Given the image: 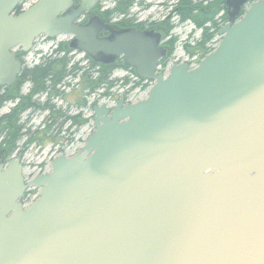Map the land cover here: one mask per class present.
I'll list each match as a JSON object with an SVG mask.
<instances>
[{"label": "water", "instance_id": "1", "mask_svg": "<svg viewBox=\"0 0 264 264\" xmlns=\"http://www.w3.org/2000/svg\"><path fill=\"white\" fill-rule=\"evenodd\" d=\"M27 1L0 0V86L42 35L153 85L93 104L95 130L48 173L26 182L21 159L2 158L0 264H264V0H225L216 50L166 72L162 33L115 27L100 0Z\"/></svg>", "mask_w": 264, "mask_h": 264}, {"label": "rangeland", "instance_id": "2", "mask_svg": "<svg viewBox=\"0 0 264 264\" xmlns=\"http://www.w3.org/2000/svg\"><path fill=\"white\" fill-rule=\"evenodd\" d=\"M34 1L35 0H30L28 5ZM192 1L195 4V9L193 10L191 18L186 20H181L179 14L175 12L178 0H135V3L129 9L126 16L116 15L111 21L116 22L121 18H125L132 19L133 24L136 22L153 23L149 26L150 28L154 26L163 28L164 25L167 26L166 28L172 27L168 34L175 40V47L170 51L169 56L164 59L166 61V66L181 62L194 65L204 58L205 51L214 49L220 43L222 37L218 34V30L228 22V18L225 0ZM114 2L115 0H100L99 12L107 8H112ZM147 4H149V6H147ZM192 17L197 19V21L203 20L207 28L210 27L208 33L213 31L210 19L213 18L217 22V30L214 32L215 35L206 42L204 46L205 50L201 49V44L199 47H194L196 42L202 39L201 34L205 30L203 29L201 31ZM204 18L206 19L204 20ZM133 24H131V26H134ZM71 38L70 35H60L51 39H42L40 37L36 43L34 42V46L30 52L26 54L20 53V59L23 62L22 68L32 67L40 63L43 57L56 58L54 50L60 46V44H67ZM18 50L19 48L16 49V52ZM61 54L63 53L61 52ZM59 56L60 54L57 55V57ZM68 56L71 59V63H77L80 66L88 65L85 64L86 57L82 52H69ZM166 66H161L159 70L164 71ZM112 78L118 79V81L116 85L105 94H102V90H100L94 95H86L77 77L69 78L61 85L60 90L64 92V96L54 98L52 103L63 112L66 110L67 115L70 116H76L79 112H82V118L86 120V123L78 129L74 128L65 132L63 134L65 137L61 144H53L51 142L50 136H53L55 132L43 131V127L46 124L44 120L47 111L44 109H27L20 114L18 124L23 126L21 131L25 133V135L17 141L16 148L4 158V161L7 162L12 157L20 158L24 167L23 175L25 181L28 182L37 174L48 173L51 169V161L53 158L60 154L72 156L84 145L85 139L95 129L92 126L91 120V106L93 103L105 104L107 107L111 108L122 98L125 102H137L147 97L148 92H146V89L150 83L145 84L144 82L137 81L135 71H132L129 67H117L112 73ZM125 79L128 80L127 83H125ZM30 90L31 84L29 82L24 83L19 91V96H26L29 94ZM83 95H86L84 97L86 105H84L85 107L82 111L80 108L75 107V105L69 106L70 102L76 101L78 97H82ZM33 98L38 105H43L46 100V95L36 94ZM18 103L19 99L7 102L0 110V115L8 112ZM68 126L69 122L64 124L63 129L65 130ZM30 138L32 141L27 144ZM1 142L2 137H0V145ZM1 160L2 155L0 154V161ZM38 193L39 190L31 186L28 189L29 200L35 199Z\"/></svg>", "mask_w": 264, "mask_h": 264}, {"label": "trees", "instance_id": "3", "mask_svg": "<svg viewBox=\"0 0 264 264\" xmlns=\"http://www.w3.org/2000/svg\"><path fill=\"white\" fill-rule=\"evenodd\" d=\"M77 3V2H76ZM135 3V0H115L114 6L112 8H107L99 12L100 6L96 7V12L101 14V17L106 21H111L116 15L126 16L129 9ZM176 7V12L179 14L181 20H186L191 18L193 14V10L195 9V4L192 0H178ZM194 19V17H192ZM84 18L83 20H85ZM197 24V27H202L204 25V21H197L194 19ZM117 24V28H126L132 27L133 24L132 19L121 18L120 20L115 22ZM211 27L213 29L212 32L208 33L207 28L203 32L201 49L205 50V44L208 40H210L215 34L214 32L217 30V22L211 18L210 19ZM172 27L166 29L167 33ZM56 58L52 57H43L40 63L32 66V67H24L21 70L20 75L17 78L16 83L11 87H2L0 86V109L7 102L16 100L21 98L22 101H29L31 97L36 94H45V95H58L60 94V90H56V86L61 84V82H65V80L73 77H77L82 84V90H102V94L108 92L113 86L116 85L118 79L112 78V73L114 69L117 67L128 68L124 64L121 65H105V64H88L87 66H80L77 63H71L70 57L68 56L71 49L69 47V43L60 44L55 50ZM61 52L63 54H61ZM208 51H205L207 54ZM57 57V55H59ZM204 54V55H205ZM90 59L88 56H86ZM91 60V59H90ZM161 65L163 67L166 66V61L162 60ZM132 71H134L132 69ZM26 82L31 84V90L29 94L22 97L19 96V91L22 85ZM128 80L125 79V83ZM126 85V84H124ZM22 101L11 109V112L5 115H0V137H2V142L0 145V154L2 158H5L16 148L17 141L25 135L22 133L23 126L18 124V119L20 114L25 111L28 106L21 107ZM83 105H86L85 99L83 100ZM41 109H46L48 106L46 103L43 105H39ZM57 113L64 114L60 109H58ZM32 141L30 138L27 142L29 144Z\"/></svg>", "mask_w": 264, "mask_h": 264}, {"label": "flooded vegetation", "instance_id": "4", "mask_svg": "<svg viewBox=\"0 0 264 264\" xmlns=\"http://www.w3.org/2000/svg\"><path fill=\"white\" fill-rule=\"evenodd\" d=\"M147 6H149V4H147ZM177 10L175 9V12ZM99 14V13H98ZM226 14H227V18H228V13H227V9H226ZM101 16V14H99ZM102 18V17H101ZM103 19V18H102ZM206 18H204L205 20ZM104 20V19H103ZM109 23L113 24L115 27H117V24L114 22V21H109ZM153 23H146V22H136L134 23L132 27H135L137 29H141V30H144V29H154L155 31H159L162 33V40H161V45L163 47H165L168 52L170 53V51H172V49L175 47V40L172 38V36H170L167 31H166V27L167 26H163V28L159 27V26H154V27H149L151 26ZM201 31L204 29H207V25L204 24L202 27H200ZM204 32V31H203ZM202 33V32H201ZM107 33L106 32H103L101 33V36H105ZM168 34V35H167ZM203 36V33L201 34V37ZM43 39H49L47 37H44ZM202 39L198 40L196 42V44L194 45V47H199L200 46V43H201ZM37 41H35L36 43ZM188 47V46H186ZM20 48L19 50L17 51V54L18 56H20ZM73 53V52H72ZM86 57V55H85ZM99 64V63H96L94 62L93 60H90L86 57L85 59V64ZM121 64H124V61L122 58H118L115 62L111 63V64H107V65H121ZM131 69V68H129ZM66 81V80H65ZM65 82H61V84L57 85L56 86V90H60V87L62 84H64ZM17 85V83H16ZM4 87V86H2ZM21 89V88H20ZM98 90H86V95H94ZM60 94L58 95H46V100L44 103L47 104V108L44 109L45 111H47V115L45 117V126L43 127V131H46V132H50V131H53L55 132V134L53 136H50V139H51V142L53 144H61L62 141H63V138L65 137L63 134L67 131H70L71 129H78L79 127L83 126L85 123H86V120L84 118H82V112H79V114H77L76 116H70V115H67V112L66 110L62 113H64L63 115L62 114H58L57 111H58V108H56L55 104L52 103V100L54 98H59V97H63L64 96V92H62L60 90ZM85 95V96H86ZM84 95L82 97H78L76 101H73V102H70L69 103V106H73L75 105V107L77 108H80L81 111L83 110V108L85 107L83 105V100H84ZM19 99V103L22 101L21 98H18ZM34 98L31 97V100H29L28 102L27 101H22V104H21V107H25V106H28L25 111L27 109L29 110H36V109H41V107H39V105L37 104V102L35 100H33ZM81 99V100H79ZM11 101V100H10ZM9 102V101H7ZM6 102V103H7ZM5 103V104H6ZM18 103V104H19ZM4 104V105H5ZM18 104H16L18 106ZM94 104V103H93ZM4 105L1 107V109L4 107ZM0 109V110H1ZM23 111V112H25ZM11 112V109L8 111V112H5L3 113L2 115H5V114H8ZM22 112V113H23ZM21 113V114H22ZM1 115V116H2ZM69 122V126L67 128H65V130L63 129L64 128V124ZM63 135V136H62Z\"/></svg>", "mask_w": 264, "mask_h": 264}]
</instances>
